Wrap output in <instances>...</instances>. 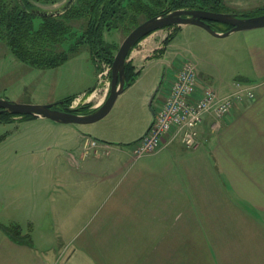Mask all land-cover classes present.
<instances>
[{"label": "crops", "instance_id": "0c3cea01", "mask_svg": "<svg viewBox=\"0 0 264 264\" xmlns=\"http://www.w3.org/2000/svg\"><path fill=\"white\" fill-rule=\"evenodd\" d=\"M210 34L207 53L189 60L220 93L241 80L256 98L237 103L216 129L207 114L195 148L175 140L135 157L127 143L152 117L132 138L72 134L56 155L65 181L36 184L47 198L34 210L52 225L31 234L32 245L1 229L0 264H264V27ZM88 136L100 142L86 152Z\"/></svg>", "mask_w": 264, "mask_h": 264}, {"label": "rangeland", "instance_id": "374dc122", "mask_svg": "<svg viewBox=\"0 0 264 264\" xmlns=\"http://www.w3.org/2000/svg\"><path fill=\"white\" fill-rule=\"evenodd\" d=\"M67 1L35 3L43 10H57ZM224 1L223 12L239 15L264 6V0ZM175 26L156 30L132 49L129 60H134L141 68L138 80L119 94L110 112L100 120L69 124L38 115L23 117L15 114L10 120L0 121V225L19 224L22 232L30 235L50 228L53 220L41 219L34 210V202L39 199L45 203L47 198V188L38 189L36 184L65 181V162L60 159L56 165V155L72 134H98L104 130L103 134L112 141L120 137L132 138L138 134V128L140 132L146 126V120L150 118L151 121L152 117L153 121L150 100L157 88L159 95L173 78L175 67L181 61L191 59L193 51L206 52V46L211 48L206 39L211 34L203 26L188 24L178 30ZM172 33L174 35L166 45L164 39ZM126 36L122 29L105 32V39L116 42L119 47ZM72 42V38L68 39L63 47L68 49ZM143 53H149V56L142 58ZM111 65L106 60L95 63L89 47L82 45L59 66L36 67L18 58L0 38V97L30 104H60L72 99L69 107L75 109L88 104L93 111L109 92L106 87L110 89ZM106 89L108 92L104 95ZM81 98L78 104L72 105ZM157 99L156 95L152 107ZM85 180L90 183L91 179ZM2 230L0 228V235ZM60 239H55V249L61 246Z\"/></svg>", "mask_w": 264, "mask_h": 264}, {"label": "trees", "instance_id": "16d2710c", "mask_svg": "<svg viewBox=\"0 0 264 264\" xmlns=\"http://www.w3.org/2000/svg\"><path fill=\"white\" fill-rule=\"evenodd\" d=\"M36 1L55 2V0H0V38L6 41L18 58L41 68L59 66L82 45L89 47L95 63L98 60L112 63L119 46L116 42L105 39L106 31L122 29L128 34L144 20L175 9L200 8L222 12L225 5L224 0H75L68 7L65 4L60 8L63 12L59 15L40 16L35 11L43 9L36 5ZM261 13H264V6L241 16ZM76 22H79V25ZM226 26L227 29L232 27L230 24ZM180 27L181 25L175 26L176 30ZM174 33L164 39L166 45L171 41ZM70 38L73 42L66 49L63 45ZM140 72L141 68L131 60L127 61L126 87L137 80ZM71 100H64L60 106L68 107ZM73 110L81 114L92 112L88 104ZM15 114L19 113L0 111V121L10 120ZM137 141L127 144L133 145ZM0 228L12 239L32 245L31 235L23 233L19 224H1Z\"/></svg>", "mask_w": 264, "mask_h": 264}, {"label": "built area", "instance_id": "2783aa9c", "mask_svg": "<svg viewBox=\"0 0 264 264\" xmlns=\"http://www.w3.org/2000/svg\"><path fill=\"white\" fill-rule=\"evenodd\" d=\"M106 88L109 90V87ZM107 89L104 95L107 94ZM158 92V99L153 107V121L145 136L132 145L135 157L155 153L175 140L189 148H195L200 144L198 125L207 114L215 117L212 128L216 129L221 119L233 112L237 103L256 98L255 86L241 80L234 81V87L229 93H220L189 59L179 63L167 88L159 95ZM82 99L75 100L72 105L78 104ZM101 103L100 101L98 106ZM99 142L95 137L88 136L86 152L98 146Z\"/></svg>", "mask_w": 264, "mask_h": 264}, {"label": "water", "instance_id": "95a60500", "mask_svg": "<svg viewBox=\"0 0 264 264\" xmlns=\"http://www.w3.org/2000/svg\"><path fill=\"white\" fill-rule=\"evenodd\" d=\"M74 1L75 0H68L66 6L68 7ZM62 12V9L35 11V13L40 16H54L59 15ZM213 23L230 24L232 27L224 32H218L214 28ZM185 24H198L215 35H227L236 30H249L264 27V13L252 16H241L232 12H221L200 8H179L168 13L150 17L132 29L121 43L111 65V82L109 92L105 100L94 111L81 114L75 112L73 108L69 106L59 108V106L63 104V101L60 102V104H30L20 103L1 97L0 111H9L19 114H33L64 123H92L100 120L110 112L119 94L126 88L125 65L129 60V55L132 49L138 46L136 43L142 37L149 35L158 29L166 26ZM157 90L152 95L150 107ZM147 131L140 138L145 136Z\"/></svg>", "mask_w": 264, "mask_h": 264}, {"label": "flooded vegetation", "instance_id": "af4514ba", "mask_svg": "<svg viewBox=\"0 0 264 264\" xmlns=\"http://www.w3.org/2000/svg\"><path fill=\"white\" fill-rule=\"evenodd\" d=\"M64 106H59V108H63Z\"/></svg>", "mask_w": 264, "mask_h": 264}]
</instances>
